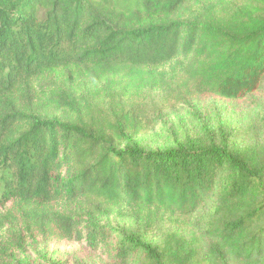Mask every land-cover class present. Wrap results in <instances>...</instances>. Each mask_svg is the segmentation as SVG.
Masks as SVG:
<instances>
[{"label":"trees","instance_id":"trees-1","mask_svg":"<svg viewBox=\"0 0 264 264\" xmlns=\"http://www.w3.org/2000/svg\"><path fill=\"white\" fill-rule=\"evenodd\" d=\"M146 90L264 93V0H0V264L39 238L98 251L106 216L135 221L125 263L264 264V122L147 150Z\"/></svg>","mask_w":264,"mask_h":264},{"label":"rangeland","instance_id":"rangeland-1","mask_svg":"<svg viewBox=\"0 0 264 264\" xmlns=\"http://www.w3.org/2000/svg\"><path fill=\"white\" fill-rule=\"evenodd\" d=\"M140 109L147 131L137 142L147 150H164L204 129L219 131L223 128L237 130L236 141L246 146L253 142V126L264 122V93L254 94L244 100L230 101L212 96L197 95L194 99L180 103L168 102L161 91L146 90ZM0 171V193L3 189ZM213 209V201L208 202L195 218L207 215ZM114 229L108 245L92 251L86 241H55L43 238L29 241L28 245L11 254L10 264H134L120 261L115 247L121 236L136 229L129 216H106L86 219ZM179 228L174 223L159 224L148 235L154 242L172 241L177 238Z\"/></svg>","mask_w":264,"mask_h":264}]
</instances>
